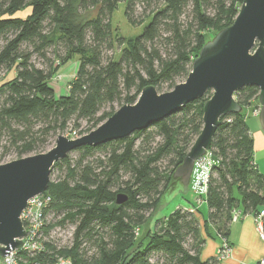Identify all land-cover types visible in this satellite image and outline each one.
I'll return each mask as SVG.
<instances>
[{"label": "trees", "instance_id": "obj_1", "mask_svg": "<svg viewBox=\"0 0 264 264\" xmlns=\"http://www.w3.org/2000/svg\"><path fill=\"white\" fill-rule=\"evenodd\" d=\"M120 2L130 23H144L141 32L128 39L117 36L112 27ZM241 4L242 0H0V162L11 150L39 151L73 119L93 121L95 129L114 112L100 113L105 104H134L145 86L188 75L208 33L230 25ZM25 8H30L25 17L15 16ZM162 34L171 47L167 58L154 47ZM115 43L123 45L119 55L104 59L103 50L113 49ZM34 56L49 61L46 70L35 66ZM74 57L79 67L68 93L55 97L50 79ZM12 71L13 77L3 80ZM208 95L126 138L71 151L80 153L76 164L71 163V152L55 162L52 168L65 167V174L48 184L47 215L59 218L46 223L45 248L33 258L40 264H52L59 257L73 264H220L217 254L202 258L205 237L192 208L178 207L155 219L145 238L136 240L139 227L159 206L175 181V169L202 129ZM235 96L241 111L221 116L211 141L216 161L203 220L207 235L212 237L210 227L216 225L224 239L233 212L260 218L264 233V174L254 162L253 136L244 114L258 99V89L245 86ZM152 135L159 137L153 148L146 146ZM107 146V162L96 165L98 171L84 164L94 150ZM164 159L170 166L162 165ZM119 193L127 195L121 204L116 203ZM66 224L74 226L72 243L56 247L47 239L49 232ZM156 256L161 262H151Z\"/></svg>", "mask_w": 264, "mask_h": 264}, {"label": "water", "instance_id": "obj_2", "mask_svg": "<svg viewBox=\"0 0 264 264\" xmlns=\"http://www.w3.org/2000/svg\"><path fill=\"white\" fill-rule=\"evenodd\" d=\"M245 86L258 89V118L264 131V0H242L233 22L199 50L184 82L158 93L154 85L142 88L134 104H123L95 129L76 138L59 134L45 152L0 164V257L19 248L25 231L20 214L29 198L43 193L55 162L83 146L123 139L179 111L188 102L203 103V126L173 176L188 186L195 160L210 149L221 116L238 113L235 93ZM127 195H116L121 204Z\"/></svg>", "mask_w": 264, "mask_h": 264}, {"label": "rangeland", "instance_id": "obj_3", "mask_svg": "<svg viewBox=\"0 0 264 264\" xmlns=\"http://www.w3.org/2000/svg\"><path fill=\"white\" fill-rule=\"evenodd\" d=\"M29 11H30V8L22 9L18 11L15 14V16L25 17L29 13ZM140 12H141V6L139 5L137 6L134 12V16L136 18L140 17L139 16ZM186 13L188 14L190 13V8H188ZM185 19L186 17H184V20ZM143 25L144 23L137 24V25L130 23V21L125 16L124 2H120L117 9L114 11L112 15V27L114 29V33L117 36L123 37L125 39L131 38L139 34L143 28ZM218 32L219 31H217L216 33L214 32L208 33L206 37V42L211 40ZM165 36H166L165 34H162L160 39L154 44V47L159 51V54L161 55L162 58H167L171 54V47L167 44ZM0 44H1V40H0ZM122 48H123V45L121 43H115L113 49H110V50L104 49L103 50L104 59H106V57H109V56L117 57ZM199 50L197 52V55L199 53ZM48 57L50 58V60L52 59L53 56H52L51 51H49ZM32 61L35 64V66L39 68H43L44 70L47 69V66L49 63V61H43L36 56L32 58ZM78 67H79L78 57H74L70 61H67L66 63L62 64L60 68L52 75L49 85L54 89L55 97L68 93L69 84L75 78ZM1 77L3 78V75ZM12 77H13V71L6 74L3 80H8ZM186 78H187V75L186 76L182 75V76L176 77L171 82L169 81L160 82L157 86H155L156 91L158 93H164V92L170 91L174 88L176 84L184 82ZM207 95L209 98L211 95V92H207L202 98H205V96ZM123 104H125L124 101H115L111 104H105L101 108L100 113L102 111H110V110H113L115 112ZM259 110H260V105L258 103V99H256L253 101V103L248 108L244 109V114L246 117V123L250 131L252 132V136H253V143H254L253 149H254L255 161L258 165L260 172L264 174V138H262L264 132L263 131L256 132V128H259L261 130V124L258 118ZM74 123H77L78 126L76 127ZM93 126H94L93 121H87L85 119H78L76 121L73 119L69 122L67 128L63 132H60L59 134L64 135L68 138H76V137H79L81 135L88 133L89 129L93 130L94 129ZM56 138H57V135L54 136L53 138H49L48 144L44 148L40 149L39 151L34 150L29 153L19 154L15 150H11L7 155H5L2 158L0 164L9 162L15 159H19L21 157H26L29 155H34L37 153L45 152L48 149H50L52 146H54ZM195 139L193 140V142L195 141ZM139 141H140L139 138L135 140V146L138 144ZM158 141H159V137L157 135L155 136L152 135V140L146 146H149V147L152 146L153 148L157 144ZM110 150H111V146H107L105 148L94 150L90 156L86 157L84 164H86V162H89V164L94 166L98 171L100 167L98 166L96 167V165H99V164L101 166L105 165V163L107 162L106 159L109 155ZM69 158L72 164H76L77 161L80 159V153L77 151L71 152L69 153ZM101 161H103V164L100 163ZM162 165L170 166L168 159H164L162 161ZM64 174H65V167H62L61 169L58 167H54L52 168V171L50 173V181H54L57 178L62 177ZM121 174H122L121 180H125L127 176L123 172ZM174 179L175 181L170 185L169 189L161 196L159 206L154 211L151 212L147 222H145L139 227L137 231L138 233L136 234L137 242L138 243L141 242V240H143L145 236L152 230L155 219H158V218L160 219V218L167 216L169 213H171L173 210H175L178 207H184V208H189V209L192 208V210L197 213L200 226H201V230H202V234L205 237V241L207 240L209 242L210 238L215 240V242L217 240L218 247H216V250H218L220 244L224 242V237L218 233L217 226L214 225L213 227L211 225L212 227H210V230H211L210 232L213 238L207 235L206 232L203 230V227H204L203 220L204 218L207 219V216H206L207 205H206V202H204L205 196L198 197V195L192 192L189 184L188 186H184L181 184L179 178L174 177ZM116 188L117 187H114V189ZM240 215H243V214L240 213ZM58 218L54 219V217H52V215L49 214V216L47 217V223L49 224L51 222H54ZM237 222L240 223L241 222L240 219H238ZM255 224H256V221H255ZM73 227L74 226L71 224H66L63 226L55 225L49 232L47 239L49 241H54V244L56 245V247L70 246L72 243ZM239 228L235 227L232 230L231 234L233 237L234 245L235 244L237 245L238 243H242V244H239L242 246V250H240V247L236 248L237 257H238L237 262L239 261L241 264L242 262L240 260L246 262L248 259H251V257H253L256 253H263L262 251H264V241L259 239L258 237L259 234L256 237L254 236L250 237L249 235L242 236V234L238 235L237 229ZM256 232H257V229H256ZM225 240H226L225 241L226 245H228L230 250H232L231 242L228 239H225ZM207 244L202 249L203 259L207 258V256L209 255V252L211 251V247H208ZM247 245L249 247L253 246L252 249L256 247V249H253V250L250 249V252H247L246 255H244L243 249L245 251ZM216 254L218 255L217 256V259H218L219 252L218 253L216 252ZM240 255L243 256V258ZM220 259H221L220 264H229L230 262L228 260H225L227 259V257L219 258V260ZM156 260H159V262H161V259H159V257L157 256L153 257L151 259V262H155Z\"/></svg>", "mask_w": 264, "mask_h": 264}, {"label": "built area", "instance_id": "obj_4", "mask_svg": "<svg viewBox=\"0 0 264 264\" xmlns=\"http://www.w3.org/2000/svg\"><path fill=\"white\" fill-rule=\"evenodd\" d=\"M215 161L214 155L209 149L194 162L189 186L198 197L206 196L207 194L209 177ZM50 204L51 196L46 194L45 191L27 200L26 206L20 214V220L25 231V235L21 238L22 244L19 248L11 250L4 257H0V264H40L33 257H36L37 253H40L45 248L44 228L46 227ZM240 216V212H233L232 222L237 221ZM255 221L259 237L264 240L261 219L255 218ZM225 241L224 239L217 251V253L219 252L218 259L228 257L230 254V248ZM259 262L264 264V260ZM52 264H73V262L69 258L59 257Z\"/></svg>", "mask_w": 264, "mask_h": 264}, {"label": "crops", "instance_id": "obj_5", "mask_svg": "<svg viewBox=\"0 0 264 264\" xmlns=\"http://www.w3.org/2000/svg\"><path fill=\"white\" fill-rule=\"evenodd\" d=\"M261 131H263L262 127H261V130L259 128H256V132H261ZM262 138H264V134H263ZM253 159H254L255 164L257 165V163L255 161V156H254ZM257 168H258V165H257ZM258 170H259V168H258ZM206 216H207V214H206ZM239 219L241 221L240 223L237 222L238 220L237 221H234V222H232L230 224V227H229V235H228L227 239L232 244V250H230L229 256L227 257V259H225V260L230 261L229 264H240L239 261L237 262L238 257H237L236 248L240 247V250H242V246L239 245V244H242V243H238L237 245L236 244L234 245L233 237H232V234H231L232 230L235 227H238V228L240 227L239 229H237L238 235H241V234H242V236L249 235L250 237H253V236L256 237V236H258V233L256 232L255 218H254L253 215H251V214H243V215H241V217H239ZM212 226L214 227V225H212ZM259 239L260 240H263L260 237H259ZM206 244L208 245V247H211V251L209 252V255L207 257L216 255V252L218 251V250H216V247H218L217 246L218 245L217 240H216V242H215V240H213L211 238L209 239V242L206 240L203 248L205 247ZM252 247L253 246L249 247L247 245L245 251L243 249V254L246 255L247 252H250V249H252ZM234 249H235V251H234ZM253 249H256V247H254ZM262 252L263 253H256L253 257H251V259H248L246 262L240 260L242 262L241 264H257V262H259L260 260H264V251H262ZM241 257L243 258V256H241Z\"/></svg>", "mask_w": 264, "mask_h": 264}, {"label": "bare ground", "instance_id": "obj_6", "mask_svg": "<svg viewBox=\"0 0 264 264\" xmlns=\"http://www.w3.org/2000/svg\"><path fill=\"white\" fill-rule=\"evenodd\" d=\"M48 188V187H47ZM47 189L45 190V193H46ZM47 194V193H46Z\"/></svg>", "mask_w": 264, "mask_h": 264}]
</instances>
